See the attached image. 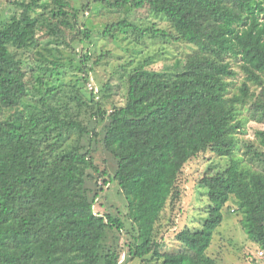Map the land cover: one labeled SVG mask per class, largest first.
<instances>
[{
  "label": "trees",
  "instance_id": "trees-1",
  "mask_svg": "<svg viewBox=\"0 0 264 264\" xmlns=\"http://www.w3.org/2000/svg\"><path fill=\"white\" fill-rule=\"evenodd\" d=\"M9 1L17 12L7 20L0 14V264H121L123 247L126 259L220 264L207 250L231 199L244 212L257 252L264 249V129L245 141V153L262 166L244 164L236 154L237 134L248 121L243 111L264 120L258 97V89L264 91V0H93L120 11L144 7L171 26L142 27L125 17L97 35L145 32L197 46L175 69L148 68L150 58L128 71L121 106L111 102L112 78L98 92L84 91L93 84L89 52L82 54L79 75L68 80L63 62L47 54L51 44L70 45L62 25L72 28L71 15L78 17L72 0ZM47 19L56 21L44 32ZM84 32L89 38L91 31ZM231 57H240L244 74L234 93L228 79L238 72ZM93 121H106L102 143L117 160L113 178L126 189L130 226L94 210L99 192L89 194L88 179L108 184L112 176L95 163L90 146L85 150L84 136L99 135ZM207 151L231 162L199 180L210 202L203 226L175 233L185 250L162 252L156 225L167 206L181 200L185 164Z\"/></svg>",
  "mask_w": 264,
  "mask_h": 264
},
{
  "label": "rangeland",
  "instance_id": "rangeland-1",
  "mask_svg": "<svg viewBox=\"0 0 264 264\" xmlns=\"http://www.w3.org/2000/svg\"><path fill=\"white\" fill-rule=\"evenodd\" d=\"M73 7L77 9V18L71 15L72 28L62 25V32L68 38L69 46L64 44H51L53 51L47 54L54 59H59L64 64L66 78L77 77L79 75V66L81 65L82 54L89 52L92 55V61L96 60L105 50L111 53L103 57L99 65L89 62L94 70L91 81L95 88H101L102 85L112 78L111 102L121 106L125 102L127 72L142 63L145 59H151L148 68L163 70L166 67L175 69L179 61L185 60L192 54L197 46L189 43L176 41H167L166 37L146 34H133L128 31H116L115 38L102 37L97 35L98 30H103L108 23L122 20L125 17L133 19L140 26L145 27L154 25L163 29L170 30L171 26L166 21L163 14L156 15L143 8L113 10L104 4H96L93 0H72ZM89 4L87 7L86 5ZM17 12L16 6L9 0H0V14L3 20H7L12 14ZM51 12L48 10L47 15ZM56 19H47L42 24L44 32L50 30V22ZM88 28L90 37H85L84 29ZM140 36L139 41L135 36ZM82 39V40H80ZM230 61L233 68L238 72L235 78H229L231 93L236 92L238 86L244 80V74L240 68V57H231ZM84 91L90 90L88 83L84 84ZM96 92V91H95ZM259 99L264 100V91L258 89ZM109 108L110 104L108 105ZM3 115H1V118ZM245 131L237 134L239 145L236 154L242 157V163L252 167H260L262 164L253 160L250 153H245V141L256 139V130L264 129V120L253 118L250 109H245L242 113V119H247ZM107 121V120H106ZM106 121H93L92 128L98 132V136L93 134L84 136L85 150L90 146L91 155L100 169L107 168L112 181L104 183L103 177H98V181L88 179L86 186L90 189V195L95 191L99 192L94 210L95 212L118 215L125 222L126 226L131 225L126 213L128 212L126 189L113 176L116 173L117 160L103 147L102 137L104 135ZM109 122V120H108ZM107 122V123H108ZM229 157H221L211 151L200 153L198 156L187 162L180 176L179 184L182 191V197L173 209L169 204L163 214L161 222L156 225L157 238L161 242L162 252H179L186 249L185 245L176 239L175 233L188 226L192 229H201L204 220L207 217L209 200L207 191L199 185V180L206 174L224 171L230 164ZM95 177L98 173L93 171ZM102 187V189H100ZM234 210V211H233ZM223 221L214 232L211 246L207 253L218 259L220 264H255L254 259H259L257 255V245L249 238V235L243 227L244 212L235 199H231L222 209ZM121 242L128 240L126 229ZM128 249L123 247L120 259L121 264H163V260L150 255L151 260L143 261L128 257ZM263 261V259H260ZM123 262V263H122Z\"/></svg>",
  "mask_w": 264,
  "mask_h": 264
},
{
  "label": "built area",
  "instance_id": "built-area-1",
  "mask_svg": "<svg viewBox=\"0 0 264 264\" xmlns=\"http://www.w3.org/2000/svg\"><path fill=\"white\" fill-rule=\"evenodd\" d=\"M89 88L90 90H94L96 92H98V88H95V86H93V84H90L89 85ZM257 255L260 259H263L264 260V249H260L258 252H257Z\"/></svg>",
  "mask_w": 264,
  "mask_h": 264
}]
</instances>
